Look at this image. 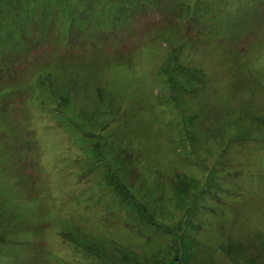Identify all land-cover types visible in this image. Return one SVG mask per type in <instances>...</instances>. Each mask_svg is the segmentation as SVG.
<instances>
[{
    "label": "rangeland",
    "instance_id": "1",
    "mask_svg": "<svg viewBox=\"0 0 264 264\" xmlns=\"http://www.w3.org/2000/svg\"><path fill=\"white\" fill-rule=\"evenodd\" d=\"M0 6V264H264V0Z\"/></svg>",
    "mask_w": 264,
    "mask_h": 264
},
{
    "label": "trees",
    "instance_id": "2",
    "mask_svg": "<svg viewBox=\"0 0 264 264\" xmlns=\"http://www.w3.org/2000/svg\"><path fill=\"white\" fill-rule=\"evenodd\" d=\"M1 7V6H0ZM0 12H2V10H0Z\"/></svg>",
    "mask_w": 264,
    "mask_h": 264
}]
</instances>
